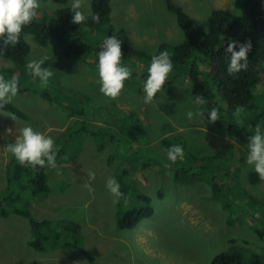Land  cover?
Returning <instances> with one entry per match:
<instances>
[{"label": "rangeland", "instance_id": "1", "mask_svg": "<svg viewBox=\"0 0 264 264\" xmlns=\"http://www.w3.org/2000/svg\"><path fill=\"white\" fill-rule=\"evenodd\" d=\"M90 1L81 9L85 14ZM171 1L205 31L211 10H233L235 0ZM166 2L110 0L106 33L85 36L92 52L80 59L66 56L58 41L41 45L27 36L25 64L47 56L54 63L49 81L61 93L51 91V105L36 92H18L11 104L25 112L26 120L13 121L6 116L9 112L0 110V192L12 156L6 146L15 143L20 129L30 126L51 136L73 160L56 169L46 167L50 192L32 197L28 210L37 220L76 224L78 239L76 248L64 247L72 241L62 232L54 241L56 249L38 251L28 245L32 236L27 219L9 214L0 217V264H209L218 253L229 251H238L244 264H264V181L246 163L255 126L264 128V85L259 78L250 110L229 120L244 130L245 143L208 121L207 102L193 103L195 95L191 83L183 81L182 68L173 77L170 72L168 84L145 103L151 57L161 52V45L171 49L185 39ZM39 3L41 11L59 6L54 0ZM71 3L67 0L69 7ZM113 35L122 42L121 66L132 70L116 99L100 92L97 71V53ZM125 44L129 51L122 50ZM10 65L0 57V67ZM189 110L204 112V118L188 119ZM9 128L12 133L6 134ZM152 138L158 139L150 142ZM173 145L184 150L175 163L166 155ZM138 168L137 174L131 171ZM181 168L191 175L177 180L174 173ZM89 173L95 174L92 191L84 187ZM109 178L123 193L115 204L106 187ZM144 207H150L149 216L130 228L117 227L124 210Z\"/></svg>", "mask_w": 264, "mask_h": 264}, {"label": "trees", "instance_id": "2", "mask_svg": "<svg viewBox=\"0 0 264 264\" xmlns=\"http://www.w3.org/2000/svg\"><path fill=\"white\" fill-rule=\"evenodd\" d=\"M54 1L59 6L52 7L49 11L38 9L31 23L23 26L16 45L5 46L0 39V51L3 53L0 57L11 62L10 66L0 67V75H3L6 80L16 77L18 92H36L51 105L55 103L51 91L57 90L60 93L61 91L55 85H51L50 81L47 86H41L39 79L36 80V78L30 81L29 77L32 75L29 74L24 62L29 51L27 36H31L41 45L58 41L66 56L80 59L81 54L88 56L92 52L90 43H84L83 39L85 36H92L95 32L106 33L111 12L110 0H91L89 13H99L100 22L93 23L90 15L86 14L89 15V19L78 25L71 22L72 12L67 0ZM166 6L174 13L178 27L185 35L184 41L171 46V49H168L166 45L160 46V51L168 50L170 53L173 63L170 76L173 77L176 70L182 68L184 71L182 76L191 83L193 95L205 98L207 112L215 107L226 118H219L216 122L210 123L224 129L228 136L245 143L244 130L231 124L229 120L234 118L233 113L237 105H243L245 110H250L253 96H255V84L259 78H261V85H264V0H235L233 10L212 9L205 31L182 6L171 0H167ZM230 41H235L237 44L234 51H238L239 45L246 41H250L252 45L251 51L247 54V70H242L235 76H230L227 72L230 53H226L225 50ZM122 50L129 51L128 45H123ZM42 67L52 69L54 63L46 60ZM169 81L170 77L164 85H167ZM66 98L67 93L64 94L63 100ZM2 110L22 120L27 119L25 112L11 103L5 105ZM54 149L57 152V165L72 161L73 155L65 154L63 144H54ZM45 169L46 167L21 166L15 157L11 156L6 171L5 186L0 192V217L15 214L26 218L32 236L28 245L33 249L42 251L46 246L48 249H56L54 241L59 239L62 232L68 233V239L72 241L63 243L62 246L76 248L78 239L76 224L46 218L37 220L29 213L30 199L45 197L50 192ZM186 172L187 169H178L174 173L175 179L179 180L191 175ZM254 177L256 178V175ZM145 200L148 201L147 198ZM150 214V207H144L141 210L129 208L119 216L116 222L117 227L130 228L140 218ZM243 262L238 251H229L218 253L209 264H244ZM248 264H254V262H248Z\"/></svg>", "mask_w": 264, "mask_h": 264}, {"label": "clouds", "instance_id": "3", "mask_svg": "<svg viewBox=\"0 0 264 264\" xmlns=\"http://www.w3.org/2000/svg\"><path fill=\"white\" fill-rule=\"evenodd\" d=\"M86 2L87 0H72V23L78 25L85 23L89 19V15L93 23L100 22L99 13L86 15L81 10ZM39 8V0H0V39L3 40L5 46H14L19 42L23 26L31 23L36 17ZM121 43L115 35L107 37L102 44V50L97 53L100 92L110 99L119 97L124 88V82L131 77L132 73L129 67L121 66ZM235 47H237L236 42L230 41L225 50L226 53H230L227 67V72L230 76H235L242 70H247V54L251 51L252 45L250 41H246L239 45L238 51H234ZM0 54H3L2 51H0ZM47 59L48 57L44 56L39 60H30L26 65L29 74L39 78L41 86H47L50 78L54 75L50 68L42 67ZM172 70L173 63L167 50L151 57L150 66L147 69L148 77L144 83L145 103H151L156 94L163 90L168 74ZM18 91L19 86L16 77L6 80L3 75H0V110L11 103ZM193 103L202 106L205 103V98L196 95ZM244 111L243 105H237L233 115L239 118ZM204 114V112L199 110L195 113L189 110L186 116L188 119H192L194 115L204 118ZM6 116L13 121L17 119L12 113H8ZM219 118V110L215 107L211 108L208 112L209 122L214 123ZM5 131L6 134L12 133L11 128ZM6 150L15 157L21 166L57 168V152L54 149V140L51 136H45L43 133L34 131L30 126L20 129L15 143H9L6 146ZM166 155L170 162L175 163L178 159L184 157V150L180 145H173L166 150ZM246 163L252 166L260 180L264 181V128L260 124L255 126L254 134L249 138ZM57 174L59 175L60 173L57 172ZM87 179L89 183L84 184V187L92 191L90 182L95 180V174L89 173ZM106 187L114 198L113 203H117L123 196L119 183L114 178H109L106 182ZM126 202L127 198L125 197Z\"/></svg>", "mask_w": 264, "mask_h": 264}, {"label": "crops", "instance_id": "4", "mask_svg": "<svg viewBox=\"0 0 264 264\" xmlns=\"http://www.w3.org/2000/svg\"><path fill=\"white\" fill-rule=\"evenodd\" d=\"M183 81L184 82H187V79H186V77H184L183 76ZM168 84V83H167ZM158 138H152L151 139V141L150 142H153V141H155V140H157ZM135 143H138V142H135ZM149 143V142H148ZM147 142H143V144L144 145H147L148 144ZM96 150V149H95ZM111 157H107L106 159L108 160V163H110L111 161H112V158L110 159ZM73 160V159H72ZM60 165H63V166H65L66 164L65 163H61ZM142 168V167H141ZM141 168H138V169H133V170H131V171H133V173H135V174H137V173H139V170L141 169Z\"/></svg>", "mask_w": 264, "mask_h": 264}]
</instances>
